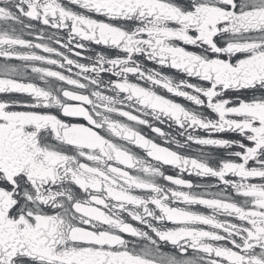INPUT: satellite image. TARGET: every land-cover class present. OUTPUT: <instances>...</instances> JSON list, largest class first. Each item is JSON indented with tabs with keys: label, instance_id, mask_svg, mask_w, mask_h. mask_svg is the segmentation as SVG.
Wrapping results in <instances>:
<instances>
[{
	"label": "snow or ice",
	"instance_id": "6c2138e0",
	"mask_svg": "<svg viewBox=\"0 0 264 264\" xmlns=\"http://www.w3.org/2000/svg\"><path fill=\"white\" fill-rule=\"evenodd\" d=\"M0 264H264V0H0Z\"/></svg>",
	"mask_w": 264,
	"mask_h": 264
}]
</instances>
